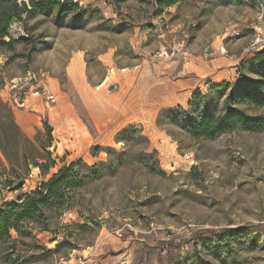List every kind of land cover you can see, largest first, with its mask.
I'll use <instances>...</instances> for the list:
<instances>
[{"label":"rangeland","instance_id":"1","mask_svg":"<svg viewBox=\"0 0 264 264\" xmlns=\"http://www.w3.org/2000/svg\"><path fill=\"white\" fill-rule=\"evenodd\" d=\"M61 1L18 0L0 47V209L64 166L82 184L0 264H264V0ZM234 110L261 121L190 129Z\"/></svg>","mask_w":264,"mask_h":264},{"label":"trees","instance_id":"2","mask_svg":"<svg viewBox=\"0 0 264 264\" xmlns=\"http://www.w3.org/2000/svg\"><path fill=\"white\" fill-rule=\"evenodd\" d=\"M181 1L185 0H163V3L173 4ZM29 4L32 11L44 13L55 8L62 10L68 2H62L61 0H29ZM74 8H78V6L74 5ZM28 12V5L25 2L0 0V47L9 44L4 42V39L12 22L15 19H21ZM242 97L249 99L252 103H260L263 98L252 91L244 93ZM260 121L258 118H251L239 110H234L228 111L222 118H215L213 115L206 117L201 124L193 123L190 129L197 135L215 138L221 133L233 131L240 125L244 129L255 128ZM50 131L51 128H49ZM43 167L44 165L41 166V168ZM74 168V165L64 166L48 182L43 183L35 191L23 194L17 202L7 204L0 209V242L10 238L9 233L11 230L20 233L22 228L28 227L29 230L47 231L53 213L70 210L71 191L82 184Z\"/></svg>","mask_w":264,"mask_h":264},{"label":"built area","instance_id":"3","mask_svg":"<svg viewBox=\"0 0 264 264\" xmlns=\"http://www.w3.org/2000/svg\"><path fill=\"white\" fill-rule=\"evenodd\" d=\"M158 57L159 58H165V57H167V53H166V51L165 50H161L159 53H158ZM43 96L45 97V100L47 101V102H49V103H51V104H54V103H56V97H55V95H53V94H49V93H47L45 90H43ZM14 103H15V105L16 106H18V107H24L25 105H24V101H22V100H17L16 98L14 99Z\"/></svg>","mask_w":264,"mask_h":264},{"label":"crops","instance_id":"4","mask_svg":"<svg viewBox=\"0 0 264 264\" xmlns=\"http://www.w3.org/2000/svg\"><path fill=\"white\" fill-rule=\"evenodd\" d=\"M33 95H34V94H33ZM33 97H35V96H33ZM45 102H46V103L43 105V107L49 109V106L51 105V103L47 102L46 100H45ZM29 103H30V102H29V98H27V99H26V106H25V109H26L27 105H29ZM23 109H24V108H23Z\"/></svg>","mask_w":264,"mask_h":264}]
</instances>
